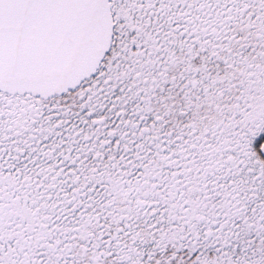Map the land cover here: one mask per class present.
<instances>
[{
    "label": "snow or ice",
    "instance_id": "obj_1",
    "mask_svg": "<svg viewBox=\"0 0 264 264\" xmlns=\"http://www.w3.org/2000/svg\"><path fill=\"white\" fill-rule=\"evenodd\" d=\"M0 264H264V0H0Z\"/></svg>",
    "mask_w": 264,
    "mask_h": 264
}]
</instances>
